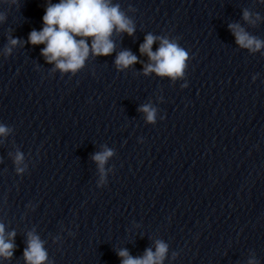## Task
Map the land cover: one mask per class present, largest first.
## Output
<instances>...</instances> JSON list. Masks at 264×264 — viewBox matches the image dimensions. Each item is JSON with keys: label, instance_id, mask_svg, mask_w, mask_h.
Returning a JSON list of instances; mask_svg holds the SVG:
<instances>
[{"label": "clouds", "instance_id": "9594fccd", "mask_svg": "<svg viewBox=\"0 0 264 264\" xmlns=\"http://www.w3.org/2000/svg\"><path fill=\"white\" fill-rule=\"evenodd\" d=\"M6 3L17 4L18 0H5ZM264 3V0H259ZM136 11L129 5L127 11L122 10L119 3L113 0H59L58 3L48 2L43 16V27L37 31L33 29L28 35V43L33 46L44 45L41 56L47 64H52L53 73L59 71L61 75L75 76L81 71L89 58L107 57L116 52L114 36H133L136 32V23L128 13ZM6 15L0 13V23L6 21ZM242 20L250 27H256L264 21L258 12L249 8L242 10ZM228 29L235 38V43L240 49L247 50L250 55L260 53L264 56V39L251 34L240 22L228 24ZM177 37L155 35L151 32L144 37V42L139 47L141 55L148 59L147 63L139 60L138 56L130 50L116 52L114 65L118 72L132 68L137 63H142V74L149 76L155 74L160 78H168L173 84L178 80H185L190 54L180 46ZM8 44L3 49V55L8 57L17 46L24 42L13 38L9 33ZM90 40V43H89ZM159 42L158 48L153 51V44ZM256 76H253V80ZM187 82L180 85L186 88ZM162 102L163 97H159ZM138 111L144 114L147 124H156L159 109L152 103L142 104ZM160 119H164L163 116ZM14 129L0 123V145L12 135ZM142 142V141H141ZM102 151L92 155V160L97 165L99 173L97 187H104L108 180V173L113 168L106 169L105 165L115 155V150L107 145H102ZM17 175L22 176L28 171L25 154L17 147L14 152L8 153ZM32 208L31 205H29ZM34 210V209H33ZM69 235H74L71 231ZM27 247L23 251L25 264H53L45 248L46 241L42 240L35 229L27 232ZM16 231L6 234L5 225L0 222V258L10 260L15 251ZM60 237H55L54 242ZM169 245L162 239L154 241V247L145 249L139 257L132 256L126 248L117 252L121 264H164L168 258ZM178 254L172 253V259ZM247 264H259L255 253L252 252Z\"/></svg>", "mask_w": 264, "mask_h": 264}]
</instances>
